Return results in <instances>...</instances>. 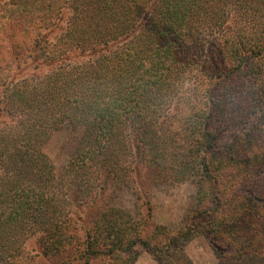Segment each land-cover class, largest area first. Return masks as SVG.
I'll use <instances>...</instances> for the list:
<instances>
[{"label": "trees", "instance_id": "1", "mask_svg": "<svg viewBox=\"0 0 264 264\" xmlns=\"http://www.w3.org/2000/svg\"><path fill=\"white\" fill-rule=\"evenodd\" d=\"M41 66L56 69L16 79ZM67 123L83 134L56 175L42 148ZM142 165L196 183L186 230L155 226L146 241L141 222L99 204L113 187L140 198ZM82 204L86 218L71 209ZM193 235L215 244L216 264H264V0L1 6L0 264H134L137 244L158 264H193Z\"/></svg>", "mask_w": 264, "mask_h": 264}, {"label": "rangeland", "instance_id": "2", "mask_svg": "<svg viewBox=\"0 0 264 264\" xmlns=\"http://www.w3.org/2000/svg\"><path fill=\"white\" fill-rule=\"evenodd\" d=\"M12 0H0V7L5 3ZM64 20L57 29H49L53 39L60 36L67 27V18L71 15V8L67 5L64 9ZM233 22V21H232ZM219 37V38H218ZM218 39V40H217ZM223 35L219 33L214 34L210 41L219 45L223 40ZM208 49V47H207ZM75 63L86 61L85 57L76 58L73 60ZM34 67V66H33ZM29 67L26 72L16 76V79L32 77L35 75L38 79H41L44 74L54 71L56 67L49 68L41 66V68L34 69ZM204 81V80H202ZM83 134V128L72 124L62 125L48 140V142L42 148V152L49 159L53 165V169L56 175H60L64 172L69 161L72 159L78 142ZM226 142V139L223 143ZM143 179L139 182L143 183L142 194L140 198L134 195L133 190L130 188H123L122 190L112 188V191H108L107 194L99 201V204L112 205L114 209H120L123 214L124 220L130 218L135 221L141 222L140 229H143L141 239L148 241L147 234L155 226L167 227L174 234L186 230L190 223V218L193 214L195 205V196L197 192V185L194 182L188 181L182 182H164L161 177L158 176V172L154 167L148 165L141 166ZM135 187V186H134ZM68 193L73 194V187L67 186ZM83 203V202H81ZM84 205V204H82ZM88 208V209H87ZM72 212L77 215H81L86 218V213L89 212V207L86 204L77 208L73 206ZM40 235H36L30 242L29 249L32 250L34 255L39 254L37 251L36 242L39 240ZM135 233L125 236V240L134 239ZM184 245L185 253L193 264H216L217 253L214 248V243L203 236H192ZM35 247V248H34ZM129 262L134 264H158L155 256L142 244H137L134 247V254L129 256ZM37 264H50L56 263V259L52 258L51 261H47L44 257L39 256ZM84 257L76 258V260L70 264H83ZM96 262H93L95 264Z\"/></svg>", "mask_w": 264, "mask_h": 264}]
</instances>
